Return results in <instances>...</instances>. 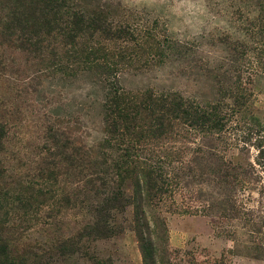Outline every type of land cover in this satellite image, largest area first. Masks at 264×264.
<instances>
[{
	"label": "rangeland",
	"instance_id": "1",
	"mask_svg": "<svg viewBox=\"0 0 264 264\" xmlns=\"http://www.w3.org/2000/svg\"><path fill=\"white\" fill-rule=\"evenodd\" d=\"M80 1L105 30L3 53L0 264H264V0ZM114 91L128 117L113 126ZM188 105L219 118L192 124ZM144 158L170 183L145 253L131 206L110 212L121 232L88 234L105 186L90 173L128 194L117 167Z\"/></svg>",
	"mask_w": 264,
	"mask_h": 264
},
{
	"label": "trees",
	"instance_id": "2",
	"mask_svg": "<svg viewBox=\"0 0 264 264\" xmlns=\"http://www.w3.org/2000/svg\"><path fill=\"white\" fill-rule=\"evenodd\" d=\"M80 2V0L79 2L75 0H0V74L6 65L3 53L9 48L40 55L46 52L50 54L54 49L51 47L48 51L50 47L47 44L48 39L59 37L61 43L71 46L74 45L77 37L88 29L105 30L107 25L103 12L98 9L86 10ZM121 98L117 91L106 92L101 104L104 122L108 124L110 122L114 126L117 125L116 121H123L122 119L128 117L127 108L118 102ZM113 100L117 101L113 102ZM108 101L116 106L110 108ZM177 110L182 117L195 125L212 122L216 119L213 116L219 118L218 115L193 105ZM1 132L2 127L0 126ZM58 146H61V143ZM82 153L74 159L76 164L79 162L81 166L85 161L84 157H88L91 152ZM66 155V152L61 153L63 160H69L70 156L66 157ZM117 169L124 175L133 173L131 176H134V181L133 185H130L131 189L128 194L121 189L115 190L111 185L114 181L106 174V171L95 169V173H90L92 177L89 181L92 185L96 182L97 185L105 186L103 191L96 189V193L102 194L103 199L101 204L96 206L94 221L88 227V234L107 237L121 232L124 227L110 221V212L124 210V207L131 206L132 217L129 226L138 238L141 251L145 253L147 246L145 247L144 235L150 233V225L155 226V220L151 217V207L154 206L152 200L160 199L158 197L169 191V179L167 175H163L164 171L160 165L147 158H144L140 167L120 164ZM156 227L159 228V226ZM3 247L4 245L0 244V255Z\"/></svg>",
	"mask_w": 264,
	"mask_h": 264
}]
</instances>
